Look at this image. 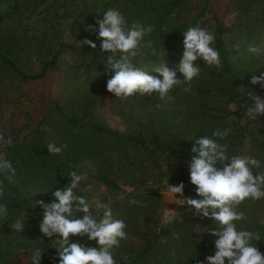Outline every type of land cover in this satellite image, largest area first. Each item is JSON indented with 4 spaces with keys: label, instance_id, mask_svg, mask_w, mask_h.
<instances>
[{
    "label": "trees",
    "instance_id": "1",
    "mask_svg": "<svg viewBox=\"0 0 264 264\" xmlns=\"http://www.w3.org/2000/svg\"><path fill=\"white\" fill-rule=\"evenodd\" d=\"M218 1L216 10L217 0H0V133L13 139L12 146L0 143V159L16 170L11 183L0 174V203L9 213L0 218V264H32L36 247L44 250L41 264H57L59 237L40 232L43 210L36 201L51 202L52 193L69 183L70 171L87 175L76 191L88 198L87 180L110 192L132 188L120 212L112 211L127 224V239L113 250L117 264H198L214 255L217 237L210 231L219 225L191 211L157 227L159 198L145 186L191 184L192 142L217 128L232 129L220 141L229 156L249 155L261 161L254 172L264 168V116L247 113L254 101L246 92L264 98V88L250 83L252 75L264 72V0ZM109 8L119 10L129 27L153 28L132 60L150 75L157 76L152 71L165 61L183 79L177 67L182 32L192 26L215 34L212 47L221 67L196 61L202 70L191 91H183L186 85L174 88L168 103L156 93L117 98L106 87L112 76L104 66L108 54L97 33L87 30L98 28L97 15ZM85 39L97 48L82 45ZM49 143L68 147L49 154ZM238 210L248 219L236 222L237 228L258 232L261 239L253 243L264 254V198L246 199ZM94 214L99 218L102 210ZM21 216L24 232H15L11 224ZM70 242L98 247L87 237Z\"/></svg>",
    "mask_w": 264,
    "mask_h": 264
},
{
    "label": "clouds",
    "instance_id": "2",
    "mask_svg": "<svg viewBox=\"0 0 264 264\" xmlns=\"http://www.w3.org/2000/svg\"><path fill=\"white\" fill-rule=\"evenodd\" d=\"M95 25L98 28L90 26L87 30L97 33L102 53L108 54L104 66L112 76L107 80L106 87L117 98L126 99L135 94L152 96L156 93L161 101L168 103L173 99L170 93L174 88L186 85L183 91H191V82L202 70L196 61L202 59L209 67H221L220 53L212 47L215 34L199 26L189 27L182 32L184 50L177 66L183 76L180 79L177 71L167 67L165 61L152 71L157 76L150 75L147 70L132 63L133 58L141 53L144 37L153 31L151 26L145 28L133 23L129 27L125 16L114 8L106 10L102 17L97 15ZM81 44L94 50L97 48V44L88 39ZM249 51L257 52L258 49L250 47ZM250 83L264 88V72L258 76L252 75ZM241 88L246 91L243 86ZM246 92L254 101L247 107V113L264 116V98L250 89ZM156 106L160 107L159 104ZM231 131V128H217L211 136H200L192 142L191 159L188 162L189 178L195 186L196 196L201 199L185 196L182 182L174 186L168 184V191L180 197L177 199L179 205L191 206L195 213H199L198 216L212 219L219 225L217 230L210 231L212 236L217 237L214 255L198 264H225L226 260L227 264H264V254L253 243L260 241V234L238 229L236 223L248 219L245 212L238 210L241 203L246 199L258 201L264 198V170L254 172L253 169L261 168V161L249 155H228V145L220 141L227 138ZM0 143L12 146L13 139L11 135L5 138L0 133ZM67 147V144L57 146L49 143L47 152L59 155ZM15 171L10 161L0 159V174L5 175L10 183ZM68 175L69 183L52 193L54 199L51 202L36 201L43 210L40 232L44 237H59L56 239L59 241V247L56 248L59 264H117L113 250L119 247L121 240L127 239V224L113 217L111 207L103 203L98 194L94 193L91 200L77 194L79 185L87 179L85 173L70 171ZM83 191L93 192V186L89 184ZM3 196L4 189L0 182V197ZM130 203L135 204L137 201L132 200ZM101 210L102 215L98 218L94 213ZM77 213L82 215L77 216ZM8 215L7 205L0 203V218L6 219ZM172 219L173 216L165 213L163 222L170 223ZM25 223L24 216H21L11 224V228L15 232H24ZM74 236L96 241L98 247L70 242V237ZM43 253L42 248H33L30 256L32 264H41Z\"/></svg>",
    "mask_w": 264,
    "mask_h": 264
},
{
    "label": "rangeland",
    "instance_id": "3",
    "mask_svg": "<svg viewBox=\"0 0 264 264\" xmlns=\"http://www.w3.org/2000/svg\"><path fill=\"white\" fill-rule=\"evenodd\" d=\"M217 3H218V5L215 6L216 10H218V8L221 6L220 2L218 0H217ZM109 120L115 121L114 119H109ZM263 170H264V168H263ZM86 183H87V185L91 184L93 186V192H89L91 194V195H89V200L92 199L94 193L98 194V198L103 203H106V204L114 207V209L112 210L113 212H120V209H122V206H123L122 197L125 196L127 193H129L131 191L130 189H132V188H129V187L123 185V186H120L119 192H110L107 189H105L103 186L95 185V184L91 183L89 180H87ZM184 185H185V188H184V195L185 196L189 197V196H195L196 195L194 185H192V184H184ZM145 187L148 191L156 193L158 195V198H159V210L157 212L156 221H155L156 222L155 225L157 227L161 228V227H165L169 224V223L163 222V217H164L165 213L173 216L172 221L174 219L185 218V214L189 213L185 210V206L179 205L180 202L177 199H180V197L178 195L175 196V194L170 193L168 191V185H165V183L153 184V183L148 182ZM192 211H195V210H192ZM195 217H197V216H195ZM263 217H264V212H263ZM199 218H202V216H199ZM130 242L136 246L142 245V240H138L136 238H131ZM95 243H97V242L95 241L93 243V245H97ZM87 245H88V243H87ZM136 246H134V247H136ZM54 261L57 264H59L58 258H55Z\"/></svg>",
    "mask_w": 264,
    "mask_h": 264
},
{
    "label": "water",
    "instance_id": "4",
    "mask_svg": "<svg viewBox=\"0 0 264 264\" xmlns=\"http://www.w3.org/2000/svg\"><path fill=\"white\" fill-rule=\"evenodd\" d=\"M189 197H191V198H193V199H201L200 197H198V196H189ZM185 210L187 211V212H190V211H192V210H194L193 208H191V206H187V205H185Z\"/></svg>",
    "mask_w": 264,
    "mask_h": 264
}]
</instances>
